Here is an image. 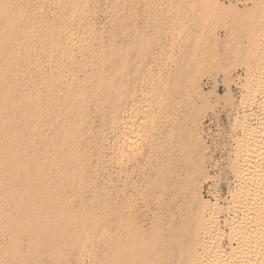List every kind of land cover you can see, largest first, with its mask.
Wrapping results in <instances>:
<instances>
[{"label":"bare ground","instance_id":"bare-ground-1","mask_svg":"<svg viewBox=\"0 0 264 264\" xmlns=\"http://www.w3.org/2000/svg\"><path fill=\"white\" fill-rule=\"evenodd\" d=\"M43 1L0 0V264H83L86 254L91 264H264V138L248 143L256 139V130L247 116L243 122L234 117L244 132L235 139L231 160L237 186L224 198L232 206L200 195L193 162L186 186L176 187L177 182L174 193L189 195L197 211L185 222L171 221L166 234L157 218L142 227L124 183L113 185L112 194L99 192L102 185L95 182L97 165L92 163L93 155L102 158L104 128L126 123L122 114L134 98L127 46L115 40L112 24L105 40L92 27L78 48L81 58L75 59L70 23L84 17L89 0H46L55 9L49 15L35 12ZM198 1L204 7L194 32L200 51L188 87L196 90L200 74L220 75L226 91L218 98L232 100L235 84L248 99L250 88L264 78V52L258 49L264 0ZM132 2L110 0L108 21L119 22ZM148 42L135 45L141 59H146ZM45 62L52 64L45 67ZM236 65H243L244 76L234 75ZM134 72L138 77L140 68ZM142 115L133 120L129 114L132 120L124 125L130 135L116 145L120 166L154 131L156 116ZM93 118L99 127L92 125ZM193 140L202 143L198 135ZM168 171L167 164L158 167L161 177ZM221 213L232 216L221 219ZM224 237L229 252L221 245Z\"/></svg>","mask_w":264,"mask_h":264},{"label":"rangeland","instance_id":"rangeland-1","mask_svg":"<svg viewBox=\"0 0 264 264\" xmlns=\"http://www.w3.org/2000/svg\"><path fill=\"white\" fill-rule=\"evenodd\" d=\"M109 2L110 0H89L90 6L85 10L84 17L73 19L71 27L69 26L73 32L72 34L70 31V35L74 39L72 49L76 54L75 59H80L82 52L77 53L78 48L83 45L84 37H88L89 29L95 27L101 31L105 40L106 29L112 24L115 40L120 45L127 46L128 83L135 90L133 100L122 114L126 123L122 126L112 122L104 128L102 158L97 160L94 155L92 157V163L97 165L95 182L102 185L99 186V192L104 190L105 194H112L116 190L115 185L124 183L122 189L133 199L132 211L137 223L148 228L157 218L161 220L166 234L167 229L172 226L171 221L185 222L188 214H193L198 209L196 201L189 195L177 196L174 193L177 182L176 187L186 186L189 165L193 162L198 166V173L193 175V183L198 187L200 195L211 201L216 197L225 208L232 206L224 198L228 195L229 188L235 189L237 186L231 160L237 145L235 139H241L244 132V126L237 125L238 120L234 117L242 121L246 115L248 122L256 130V139L248 142L249 144L254 142L252 145H255V142L264 138V78L258 86L250 88L248 99L244 97L246 90L235 84L231 85L232 100L218 98L226 91V85L222 76L213 78L207 73L195 78L198 81L197 88L191 91L188 83L191 77H195L194 67L200 51L194 34L200 23L197 15L204 10L200 2L133 0L126 5L119 22L114 18L108 21ZM51 10L55 11L54 6L44 0L35 12L49 15ZM219 31L223 34L221 29ZM243 39L247 44L249 40L246 42ZM142 40L149 41L146 59H141L135 48ZM259 48L264 52V36L260 38ZM45 52H41V59H45ZM50 64L52 63L45 62L44 66L48 67ZM242 66L236 65L234 75L244 76L245 68ZM137 67L140 68L139 78L134 76ZM34 71L36 67L31 65L30 72L35 73ZM143 111L156 116L153 120L154 131L151 136L147 134L141 139L138 153L120 166L116 158V145L123 143V139L130 135L125 129L128 127L124 125L127 126L132 120L129 114L133 120H139L143 117ZM92 125L99 127V119L93 118ZM122 132L128 133L124 135ZM195 135L200 136L202 143L194 142ZM115 136L118 138L116 141ZM92 151L94 154L95 151ZM170 160L172 164L169 163ZM163 164L168 165L169 171L161 177L158 175V167ZM88 194L89 190L86 191V195ZM74 204H77V200ZM220 215L221 219H230L232 216L225 213ZM223 228L228 232L227 226ZM232 243L235 245L233 241ZM229 244L227 237L221 239L222 247L228 252L231 251ZM90 256L84 255L82 263L91 264ZM208 264L218 263L211 260Z\"/></svg>","mask_w":264,"mask_h":264},{"label":"built area","instance_id":"built-area-1","mask_svg":"<svg viewBox=\"0 0 264 264\" xmlns=\"http://www.w3.org/2000/svg\"><path fill=\"white\" fill-rule=\"evenodd\" d=\"M207 131V130H206ZM205 131V134H207V132Z\"/></svg>","mask_w":264,"mask_h":264}]
</instances>
